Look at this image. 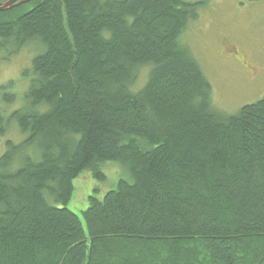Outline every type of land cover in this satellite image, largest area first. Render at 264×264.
<instances>
[{"label":"trees","instance_id":"obj_1","mask_svg":"<svg viewBox=\"0 0 264 264\" xmlns=\"http://www.w3.org/2000/svg\"><path fill=\"white\" fill-rule=\"evenodd\" d=\"M202 7L30 0L0 11V52L42 47L24 105L0 110V136L11 121L23 135L0 156V264H264V96L231 115L213 104L182 38ZM110 161L127 176L95 188L81 217L67 206L73 180H104Z\"/></svg>","mask_w":264,"mask_h":264},{"label":"rangeland","instance_id":"obj_2","mask_svg":"<svg viewBox=\"0 0 264 264\" xmlns=\"http://www.w3.org/2000/svg\"><path fill=\"white\" fill-rule=\"evenodd\" d=\"M201 1L199 18L191 21L183 40L201 63L213 84V104L225 115L236 113L244 104L264 96V0H186ZM42 50L38 43L18 54L0 52V110L9 117L25 102L32 59ZM247 57H244V54ZM239 54V55H238ZM255 67V68H251ZM143 69L139 85L145 82ZM23 135L15 121L0 136V156L7 140L16 143ZM104 180L84 171L73 180L74 190L67 206L83 217L88 196L95 188L105 192L127 176L119 162L103 165Z\"/></svg>","mask_w":264,"mask_h":264},{"label":"water","instance_id":"obj_3","mask_svg":"<svg viewBox=\"0 0 264 264\" xmlns=\"http://www.w3.org/2000/svg\"><path fill=\"white\" fill-rule=\"evenodd\" d=\"M29 0H6L0 2V11L11 9L12 7L27 2Z\"/></svg>","mask_w":264,"mask_h":264},{"label":"flooded vegetation","instance_id":"obj_4","mask_svg":"<svg viewBox=\"0 0 264 264\" xmlns=\"http://www.w3.org/2000/svg\"><path fill=\"white\" fill-rule=\"evenodd\" d=\"M244 54V57H247V54L246 53H243ZM251 68H255V67H252V66H250Z\"/></svg>","mask_w":264,"mask_h":264},{"label":"bare ground","instance_id":"obj_5","mask_svg":"<svg viewBox=\"0 0 264 264\" xmlns=\"http://www.w3.org/2000/svg\"><path fill=\"white\" fill-rule=\"evenodd\" d=\"M30 1V0H29ZM29 1H27V2H29ZM24 3H26V2H24ZM24 3H22V4H24Z\"/></svg>","mask_w":264,"mask_h":264}]
</instances>
